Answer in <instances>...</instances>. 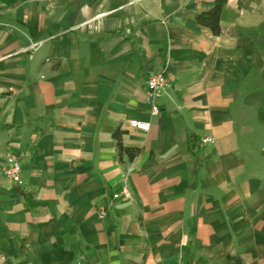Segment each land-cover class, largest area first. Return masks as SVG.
Wrapping results in <instances>:
<instances>
[{
  "label": "crops",
  "instance_id": "obj_1",
  "mask_svg": "<svg viewBox=\"0 0 264 264\" xmlns=\"http://www.w3.org/2000/svg\"><path fill=\"white\" fill-rule=\"evenodd\" d=\"M212 2L0 0L6 264H264V0H226L217 36Z\"/></svg>",
  "mask_w": 264,
  "mask_h": 264
},
{
  "label": "built area",
  "instance_id": "obj_2",
  "mask_svg": "<svg viewBox=\"0 0 264 264\" xmlns=\"http://www.w3.org/2000/svg\"><path fill=\"white\" fill-rule=\"evenodd\" d=\"M43 41H29L26 50L27 51H34L37 50ZM168 86V80L163 72H158L148 76L145 81V102L149 109V115L151 117H157L160 113L159 108V99L163 94L165 88ZM128 126L131 128H135L138 130H147L148 124L144 122H136V121H129ZM211 139L204 138L200 142L202 144H209L211 143ZM21 166L20 162L14 154H8L4 161V166L2 167V174L9 180H11L16 185H21ZM111 199H123L129 200L130 193L125 184H123L118 192L111 194ZM98 216L100 219L105 218L106 216V209L100 208L98 211ZM0 264H6L5 258L0 256Z\"/></svg>",
  "mask_w": 264,
  "mask_h": 264
},
{
  "label": "trees",
  "instance_id": "obj_3",
  "mask_svg": "<svg viewBox=\"0 0 264 264\" xmlns=\"http://www.w3.org/2000/svg\"><path fill=\"white\" fill-rule=\"evenodd\" d=\"M226 0H213L212 6L205 12L198 14L195 17V22L198 26L208 29L213 36H217L219 34V16L224 6ZM112 138L115 141L117 156L120 161H122L123 156L127 158L128 161H132L133 158L138 154V148H128L124 147L121 144V132L116 129L112 133ZM19 194L25 201L28 200V196L19 191Z\"/></svg>",
  "mask_w": 264,
  "mask_h": 264
}]
</instances>
